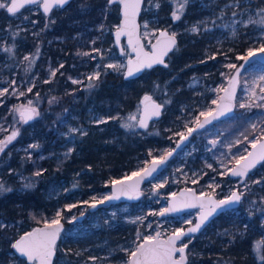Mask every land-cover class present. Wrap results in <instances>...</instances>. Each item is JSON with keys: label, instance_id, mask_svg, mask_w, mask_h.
Here are the masks:
<instances>
[{"label": "rangeland", "instance_id": "374dc122", "mask_svg": "<svg viewBox=\"0 0 264 264\" xmlns=\"http://www.w3.org/2000/svg\"><path fill=\"white\" fill-rule=\"evenodd\" d=\"M5 2H10V0H5ZM158 2L160 7L156 8L154 4H150L148 0H145L142 15V34L145 31L157 34L159 29L163 27H167L181 35V38L186 41L190 35L196 34V38H193L192 42L197 44V50H204L206 53V56L201 58V61L204 63L207 60H213L217 50H222L221 56L223 57L216 69L219 67H225V69L215 73L208 65L209 71L192 72L187 77L185 88L192 91L193 99L181 103L173 100L170 95V90L174 87L173 81L179 78L178 75L168 80H156L153 82L152 89L149 92L164 102L167 116L162 120L151 123L146 129L138 126L140 109H142L140 102L125 112H117L106 116L95 112L92 107H87L86 119L89 123L98 124V120H118L122 126L125 123L135 125L129 128L123 127L125 132L145 138L152 137L147 152L137 161L138 166L123 177L132 176V173L139 172L151 160L164 156L174 147L176 141L181 137L180 134H186L197 123V118L200 120L202 117L200 115L201 112L206 113L216 106L212 104V100H218L222 92L218 90L226 86L228 78L234 71V69L228 68L227 65L229 63L238 65L236 59H229L230 56L226 50H235L237 44L246 43L245 52L238 53L239 57H243L247 55L250 49L253 51L259 50L260 46L264 44V31H261V25L248 24L245 26L242 23V21H248L249 19L253 21L260 20L261 15L264 14L262 13L264 0H187L179 20L172 18V12L177 7L176 0H158ZM179 2H183V0H179ZM36 6H39V4L34 5V7ZM84 6L86 7L84 0H79V2L72 4L71 7L66 9L57 8V14H53L54 17L52 19L53 21L56 19L59 21V27L63 25L62 29L65 34L52 35L55 29L52 28L49 22L52 29L46 36H49L50 33L52 35L47 40V42L51 43L52 50H39L38 54L37 50H34V52L28 51L21 54L18 58L15 57V51L11 50L10 52L7 51V55H3V59L2 56L0 58V89H9L8 93L0 97V104L5 106V112L0 115V140H4L11 135L12 131L18 130L16 138L0 152L1 182L6 181V178L2 177V173L14 172V169L9 166L12 159L8 156L12 154L13 148H15L16 152H24L23 155L30 157L32 153L27 152L28 148L37 150L42 145L40 140L30 141L27 145L16 146L15 144L20 139V136L23 134L32 136L34 129H41L46 123V119L43 117L46 112L45 105L41 96V89L45 81L49 83V86H45L46 90L48 87L52 91L69 87V92L71 93H77L83 89L86 93H89L88 77L94 72L98 71L101 75L104 70H113L115 72H124L125 70V59L129 51L128 47L125 46L124 54H120L114 40L110 39L109 33L112 34V31L119 23L109 24L106 21L109 3L102 9H85ZM198 12H204V14H201L197 19H192L191 15ZM233 12L236 13V16H233ZM99 17L102 19H99ZM15 19L18 21L15 23L13 34L29 28H38L37 21L26 19V14L17 15ZM64 20L66 21L65 24L63 23ZM145 23L148 25L147 29L144 28ZM194 26L197 27L198 31H191ZM233 29L235 34H233ZM38 32L40 33L41 30ZM33 33L36 32L33 31ZM16 37L20 38V34H16ZM154 38L155 36H144L148 46L150 45L149 41L152 42ZM56 41L59 43H56ZM182 46L183 44L179 45L178 49ZM93 49H98L99 52L93 51ZM214 50H216V53ZM83 53H89V55L85 56ZM0 54H3L2 50H0ZM25 56H28L29 60H24ZM92 57H95V59ZM214 61L217 62V59H214ZM23 63L25 64L22 66ZM61 64H63L62 68L60 67ZM108 64H120L125 67L116 70L107 68ZM53 70H57L55 76L51 75ZM261 75H264V63L258 60L244 70L241 74L236 108L241 104H245L247 106L243 107L244 109H251L261 103L264 109V101L259 99V96L264 95V93H260L259 87H255L256 97L250 99V89L254 87L253 81H257V84H260L258 77ZM74 80L79 82L73 83ZM96 80L93 81V84ZM13 81H15V84L12 83ZM29 88L32 89L31 92L28 91ZM13 89H15V92H13ZM21 92L24 95H19ZM207 95L208 99H206ZM46 97H48L47 103H50V101L53 103L56 100V96L53 93ZM8 99L13 101L8 103ZM77 100H81V97H77ZM29 101H32L31 105H29ZM21 105L36 109L38 115H35L34 121L25 123L20 119L19 112L14 110V106L19 107ZM67 112L68 110L66 109L64 114L61 115L60 122L51 125L57 128L56 130L60 136V138L58 137L60 141L54 147L58 158L61 155L68 156L67 154L72 152V142L68 141L66 137L68 138L70 132H72L71 129H79L75 121L70 120V118H63ZM130 115H135L136 120L129 121ZM113 117L114 119H112ZM257 117L258 121L251 124L252 126L255 125V134L253 133L250 138L242 143L240 142L242 147L239 149H236V147L232 149L234 144L240 141L239 137H235L231 142H223L221 147H219L221 144L219 139H222L220 133L223 131V127L217 122L216 125L214 124L212 127L194 134L192 140L169 163L167 169L143 186V196L138 202L114 203L90 212L83 221H75L72 217H77L79 214L88 211L90 206L96 202L93 201L92 197H96L97 200H103L104 197L109 195L111 188H106L102 191H95L90 188L88 193L85 194L76 184H69L65 181L58 192V199L68 200L59 203L49 215H46L45 219L53 218L56 211L60 210L62 212L61 219L65 223H73L72 226L65 225L61 235L62 239H66L71 235L77 236L89 232L95 234L94 238L97 239V246L100 245V248L99 254L87 257L85 251L89 247L68 243L69 247L63 249V254H57L55 264H125L128 253L122 251V249L134 250L135 244L141 242L137 239L138 233L141 239L144 236L155 235V232L159 230L164 236H167L175 229L184 228L188 225L184 221L191 220L193 223L199 212L198 209L176 216L160 217L159 215L151 214L158 213L162 208H165L170 194L177 192L181 187L193 186L200 192L213 193L217 197H226L236 188L244 194L251 192L254 185L258 184L256 181H259L258 177L251 175L254 171L243 183L239 179L231 178L229 173H223H226L227 168H232L235 165L234 157L246 155L250 150V141L252 139L264 137V133L261 131L264 129V124L261 123V117L259 115ZM77 118L80 120L79 117ZM50 128L48 126L47 130ZM213 141L216 143L213 144ZM30 145H36V147H30ZM69 149H71V152H69ZM245 149H247V152ZM53 155V152L49 155L40 152L38 159ZM193 180L197 182L193 183ZM158 185H163V187H157ZM68 205H75V207L69 209ZM138 217L142 218V220H138ZM223 218H231L228 226L234 229L238 225L236 219L240 218V211L234 209L227 212ZM0 223L4 225L0 229L7 228L12 231V233L7 231L0 233V239L8 241L10 246L13 242V232H18L19 236L23 233V229L27 231L28 226L26 225H29L26 223L25 227L20 226V221L7 223L2 217H0ZM149 224H151V227H149ZM104 225L112 228L120 226L122 240L117 248L104 247V244H101V234H97L96 231L100 226ZM31 228L33 227L30 226ZM220 232L223 235H228L230 231L225 227H221V222L218 221L206 230L204 236L208 237L213 233L217 235ZM189 239L193 241L195 236ZM189 239L187 240L188 244ZM57 249H59V245H57ZM120 252L125 254L120 255ZM91 257L96 259L92 260L90 259ZM256 257L258 258V256ZM0 264H29V262L16 254L14 249L11 251L7 246H0Z\"/></svg>", "mask_w": 264, "mask_h": 264}, {"label": "trees", "instance_id": "16d2710c", "mask_svg": "<svg viewBox=\"0 0 264 264\" xmlns=\"http://www.w3.org/2000/svg\"><path fill=\"white\" fill-rule=\"evenodd\" d=\"M0 2H5V0H0ZM77 2L79 0H73L66 8ZM84 2L86 3L85 9H102L105 5H108V0H84ZM108 7L106 21L109 24L119 23V5L113 3L109 4ZM56 11L57 9L46 15L40 10L39 6H27L16 14H10L6 8L0 9V50L3 53L0 54V58L2 56L3 59V55H7L6 49L14 50L17 58L28 51L52 50L51 43L47 42L48 37L65 34L62 29L63 25L59 27V21L57 19L53 21L52 19L55 13L57 14ZM21 14H26L28 20L37 21L38 28H29L13 34L15 23L18 21L15 17ZM196 14L198 13L191 16L197 17ZM99 15L101 17L100 13ZM100 17L99 19H102ZM49 22L55 30L52 35L50 33L49 36H46L52 29ZM63 23L65 24L66 21L64 20ZM39 30H41L40 33ZM33 31L36 33H33ZM16 34H20V38L16 37ZM109 36L112 40L111 33H109ZM56 43L59 42L56 41ZM181 44H183L181 48H176L172 52L167 67L158 66L133 79H126L123 72L104 70L99 79L95 81V85L89 89V93H86L84 89L77 93H71L69 87L54 91L48 87L46 90L45 86H49V83H44L41 96L45 105L46 112L43 117L46 119V123L41 129H34L32 136L21 134L22 136L15 144L16 146L27 145L30 141L40 140L42 141L41 150L28 148L27 152H31L32 156L27 157L23 155L24 152H16L13 148L12 154L8 155L12 159L9 166L14 169V172L2 173V177L6 178V181H0V183L11 190L0 192V217L5 219L7 223L20 221V226L28 223L34 227L36 224H42L46 215H49L59 203L68 200L58 199V192L65 181L69 184H76L87 194L90 188L95 191L111 188V181H115L135 169L138 166V159L147 152L152 137L145 138L125 132L118 120L110 119L98 124L89 123L86 119L87 107H92L95 112L103 116L125 112L140 102L142 93L151 91L153 82L168 80L175 75H178L179 78L173 81L174 87L170 90L173 100L178 101V103L191 101L193 99L192 91L185 88L187 77L192 72L209 71L208 65L215 73L225 69V67L216 69L223 57L221 56L222 50H217V53L214 50L216 54L213 60H207L203 63L201 58L206 56L204 50H197L190 44L189 39L186 41L181 38ZM245 46L246 43L237 44L235 50H226L230 56L229 59H236L239 64L242 59H238V53H244ZM214 59H217V62ZM57 75L59 74L57 73ZM52 93L56 96V100L53 103H47L48 97L46 96ZM77 97H81V100H77ZM208 98L207 95L206 99ZM12 101L8 99L7 102L11 103ZM258 105L260 106L251 109L238 106L233 116L217 123L223 127V131L220 133L222 139H219L221 143L219 147L223 142L233 141L235 137H239L242 143L250 138L253 133L255 134L256 130L253 129L251 124L258 121V115L261 117V123L264 124V109L261 103ZM4 108L5 106L0 104V115L5 112ZM66 109L68 112L63 118H70V120L75 121L79 129L76 132H70L69 139L66 137L68 141L72 142V152L67 154L68 156L61 155L58 158L54 147L60 141V136L56 130L57 128L51 125L61 121V115L64 114ZM166 116L165 113L163 118ZM48 126L51 127L49 130H47ZM241 143H235L232 149L235 147L239 149L242 147L240 146ZM40 152L46 155L53 152L54 155L39 160ZM37 172H40L41 175H35ZM251 175L258 177L259 183L254 185L251 192L245 194L242 203L237 208L240 211V218L236 219L238 225L234 229L228 226L231 218L224 219L226 213L217 216L211 223L220 221L221 227L228 229L229 234L223 235L220 232L217 235L213 233L205 237L206 230L212 225L210 223L195 236V240L188 244L187 264H264V261L256 257L254 251L255 245L260 241H264V162ZM25 184H31L32 187L26 188ZM66 224L72 226L73 223L67 222ZM29 225H26L28 226L27 230L30 229ZM25 230L23 229L22 232H25ZM6 231L12 233L10 229H0V233ZM121 231L120 226L112 228L104 225L100 226L96 232L101 234V244H104V247L117 248L122 240ZM94 236L95 234L89 232L77 236L71 235L66 239H62L61 236L57 244L59 245L57 254H63V249L69 247L68 243H72L81 247H89L85 251L87 257L97 255L99 254L100 245L97 246L98 241ZM17 237L18 232H13V241ZM0 246H7L9 250L13 251L10 243L3 239H0ZM261 248V252L264 254V245H261ZM124 254V252H120V255Z\"/></svg>", "mask_w": 264, "mask_h": 264}, {"label": "snow or ice", "instance_id": "6c2138e0", "mask_svg": "<svg viewBox=\"0 0 264 264\" xmlns=\"http://www.w3.org/2000/svg\"><path fill=\"white\" fill-rule=\"evenodd\" d=\"M37 0H10V2H0V9L7 10L10 14H16L19 9H21L26 4H34ZM68 2V0H43V10L45 13H48L54 6L62 7ZM114 0H108V3H113ZM144 0H118L123 6V20L116 28V42L119 44L120 37L123 35H127L128 37V46L131 48V51L135 53V59L129 58L128 63L126 65L127 71L125 72V76H132L135 73H138L144 69H151L154 65H164L167 67L165 63V57L168 53L175 47L176 45V33L169 34L167 31H160L158 35L155 32H144V36H155V43L151 44V52L145 51L144 45L141 43V36L138 33V29L140 25L137 24L136 17L141 11V5ZM150 4H154L156 8L160 7L158 0H148ZM177 7L172 12V18L174 20H179L180 15L184 11L185 4L187 0H183V2H179L176 0ZM264 13V10H262ZM233 16H236V13L233 12ZM245 26L248 24H259L261 25V31H264V14L261 15L260 20L253 21L249 19L248 21H242ZM147 23L144 24V28L147 29ZM191 31H198L197 27H193ZM233 34H235V30L233 29ZM6 51H11V49H6ZM37 50V54H38ZM93 51L99 52L98 49H93ZM123 52L124 50L121 49ZM259 53H264V44H262L259 48ZM83 55L87 56L89 53H83ZM257 55V52L253 50H249L246 56L238 57V59H243L244 61H249L250 58H253ZM95 59V57H92ZM24 60H29L28 56L24 57ZM63 67V64L60 65ZM107 68H112L119 70L124 65L120 64H108ZM230 69H235L236 75L228 78V87H224L219 89L218 91H223L224 95L218 97V100H212L213 105H218L219 102H227L224 106L223 111H215L210 110L207 113L201 112L200 115L205 117L203 123L199 122V118H197V128H203L204 124L210 123V119H215L218 116L222 115L224 111L230 110L231 102L234 99L236 86L239 84V73L240 69L244 67L243 64L240 67H237L235 64L229 63L227 65ZM57 70H53L51 72L52 76L56 75ZM100 73L94 72L92 75L88 77L89 85L91 88L94 86L93 81L95 79H99ZM260 84H257V81H253V88L250 89V99H254L256 97L255 87H259L260 93H264V75L258 77ZM48 81H45L47 83ZM79 81H73V83H78ZM15 84V81L12 82ZM8 88L0 89V97L4 96L8 93ZM29 92L32 91L31 88L28 89ZM15 92V89H13ZM19 95H24L23 92L19 93ZM55 99V98H53ZM259 99L264 101V95H260ZM31 105L32 101L28 102ZM51 103V101H50ZM142 109L141 115L138 121V126L142 128L148 127V121L153 117H159L161 115V109L163 107L162 104L156 103L150 95H145L141 101ZM247 105L241 104L240 107H246ZM260 106V105H257ZM14 110L19 112L20 119L25 123L31 120L35 115H38V112L35 108L26 107V106H14ZM114 119V117L112 118ZM129 121L136 120L135 115L129 116ZM98 123H104V120H98ZM131 123H125L123 127L129 128L134 127ZM255 129V125L252 126ZM194 129H189V134ZM72 132L78 131L77 129H71ZM264 133V129L261 130ZM18 135V130L12 131L11 135L7 136L4 140H0V152L4 150L8 143L16 138ZM181 139H186L183 134H180ZM247 139V137H245ZM216 142L213 141V144ZM240 143V141H237ZM252 145L253 151L247 152V156L241 155L239 157H234L235 167L227 168L226 173H230L232 176H238L243 178L246 176L250 169L255 167L257 162L264 161V137H257L250 141ZM30 147H36V145H30ZM71 152V149H69ZM172 153L168 152L166 156L161 157L159 161L153 160L151 167H146L140 170V172L132 173L133 177H136L135 180L126 177L122 181H111L113 185H119L116 187L111 196H106L103 200H97L96 197H92L93 201L96 203H103L104 200H112L118 199L119 196H128L129 198L138 197L140 195L139 185L145 177L151 176L157 169V165L162 163L167 156H170ZM211 167V165H209ZM35 175H41L40 172L35 173ZM196 180H193V183H196ZM259 183V181H256ZM26 188L32 187L31 184H25ZM157 187H163V185H158ZM211 187V185H209ZM11 189L5 188L3 183H0V192L10 191ZM243 193L238 191H232L229 196H227L223 200H215L212 195L205 194L203 192L200 193L199 196L196 195L195 191L192 189H185L180 193V199H176L177 194L172 193L173 199L169 202L167 208H162L158 213H151L152 215H159L161 217L165 216L167 213L177 212L181 209L199 207V215L197 222L188 227L177 228L175 229L167 238H162L163 234L160 231H156L155 235L144 236L142 239L140 238L139 233L137 234V239L141 242L136 243L134 246V250L129 251L128 249H122V251L128 253V258L125 261V264H187V254L186 249L188 248V243H184V238L191 237V234L197 233L203 225L212 217L218 210H221L223 206L237 203L241 200ZM96 203H93L91 206L96 207ZM69 209L75 207V205H68ZM83 215V213H81ZM61 216L62 212L60 210L56 211L55 216L51 219L43 220V227L33 228L31 231L24 232L19 236L12 244V249L15 250L16 253H19L21 257L26 258L29 264H52V257L56 250L57 239L60 236L61 229L63 225L61 224ZM35 219V217H33ZM73 220L77 219L75 216L72 217ZM138 220H142V218H137ZM135 223V221H133ZM39 223V221H38ZM185 224H192L191 220L184 221ZM4 227L2 223H0V228ZM151 227V224H149ZM191 240L189 239V243ZM261 245H264V241H260L255 246L254 251L256 255L261 261H264V254H261ZM90 259L95 260V257H91Z\"/></svg>", "mask_w": 264, "mask_h": 264}, {"label": "water", "instance_id": "95a60500", "mask_svg": "<svg viewBox=\"0 0 264 264\" xmlns=\"http://www.w3.org/2000/svg\"><path fill=\"white\" fill-rule=\"evenodd\" d=\"M72 1H73V0H68V2H67L65 5H63L62 7H56V6H54V7H53L48 13H45L44 10H43V7H42V5H43V0H37V2L34 3V4H26V5H24L21 9H19L18 12H20L23 8H25V7H27V6H34V5H36V4H39L40 10H41L44 14L48 15V14H50L54 9H57V8H61V9L66 8V7H67ZM115 2L118 3V0H114L113 3H115ZM144 3H145V0H144V2H143L142 5H141V11H140L139 14L137 15V17H136V21H137V24L140 25V28L138 29V33H139V35L141 36V43L144 45V49H145V51L151 52V44H154L156 41H155V38H154V40H153V41L151 42V44L148 46V45L146 44V41H145L144 36H143V34H142V14H143V9H144ZM111 4H112V3H111ZM119 7H120V21H119V24H120V23L122 22V20H123V6L119 3ZM18 12H17V13H18ZM116 28H117V27H116ZM116 28L112 31V35H113V39H114V43H115V45L118 47V49H119V53H120V54H123V53H124V51H123V52L121 51V49L124 50V45H126V46L128 47L129 54H128V56H127L126 59H125V62H126V65H127V63H128V59H129V58L135 59V53H133V52L131 51V48L128 46V37H127V35H123V36H121V37H120V42H119V44H117V42H116ZM160 31H167L169 34L173 33V31H171L169 28H167V27H163V28L159 29V31L157 32L156 35H158ZM175 38H176V45H175V47H174V48L168 53V55L165 57V63L167 64V66L169 65V58H170L172 52H174V50H175L177 44L179 43V37H178L177 34H176V37H175ZM255 52H257V55H256L255 57L250 58V60L247 61V62L244 61V60L242 59L241 62L237 65V67H240L241 64L244 65V67L240 69V73H239V84H240V82H241V74L244 72V70H245L246 68H248L250 65H252L256 60L261 61V62L264 63V53H259L258 50H256ZM158 66H164V65H159V64H158V65H154L151 69L156 68V67H158ZM151 69H144V70H142V71H140V72H138V73H135V74L132 75V76H125V72L127 71V67H125V70H124L123 74H124V77H125L126 79H133V78H138V77H140L145 71H147V70H151ZM233 75H236L235 69H234L233 73L231 74V76H233ZM231 76H230V77H231ZM239 84L236 86L235 96H234V99H233L232 102H231L230 110H228V111H224L222 115L218 116V117L215 118V119H211V118H209V119H210V123H208V124H204V127H203V128H197V124H195V125L191 128V129H194V130H193L190 134H189V131H188L186 134H184V136L186 137V139H183V140H182L181 137H180V138L178 139V141L176 142V144L174 145V147H172V148L168 151V152H171L172 154H171L170 156H167V158L164 159L162 163H159V164L157 165V169H156V171H155L151 176L145 177V179L142 180V181L140 182V185H139L140 195H139L138 197L129 198L128 196H123V195H121V196H119L118 199L104 200L103 203H96V202H94V203H96V207H92V206H90L89 210L83 212V215L79 214V215L76 217L77 219H75V221H83V220L88 216V214H89L90 212H94V211H96V210H98V209H100V208L107 207V206L112 205V204H114V203H118V202H130V203H135V202H138V201L142 198V196H143V186H144L149 180H152L153 178H155V177H157L159 174H161V172L167 167L168 161L171 160L172 158H174L175 155H176L181 149H183V148H184V147L190 142V140H191V138H192V136H193L194 134H196L197 132H200V131L206 129L208 126H212V125L216 124L217 122H219V121H221V120H224V119H226V118H228V117H231V116H233V115L235 114V112H236V101H237V96H238V92H239ZM225 87H228V81H227ZM145 95H150V96L152 97V99H153L156 103H158V104H162V105H163V107H162V109H161V115H160L159 117H153L152 119H150V120L148 121V127H149V125H150L151 123H153L154 121H157V120L162 119V117H163V115H164V113H165V105H164V103H163L159 98L154 97V96L151 94V92H149V91H146V92L142 93V95L140 96V103H141V101H142V99H143V97H144ZM223 95H224V92L222 91L221 94H220V96H223ZM220 96H219V97H220ZM218 103H219V105H220L219 108H218V105H216L212 110H215V111H223V108H224V106L227 104V102H226V101H225V102H219V101H218ZM140 115H141V113H140ZM140 115H139V118H140ZM34 119H35V116H34L31 120L27 121V123L34 121ZM204 120H205V117L202 116L201 119L199 120V122H200V123H203ZM148 127H147V128H148ZM141 128H142V127H141ZM142 129H146V128H142ZM250 151H253V149H252V145H251L250 150H249L248 152H250ZM168 152H167V153H168ZM167 153H166V154H167ZM166 154H165L164 156H166ZM164 156H162V157H164ZM245 156H247V153H246ZM160 159H161V157H160V158L153 159V160H157V161H159ZM153 160H151V161H150V162H149L144 168H146V167H151ZM263 162H264V161L257 162L256 165H255V167H253L252 169H250L249 172H248V174H247L246 176H244L243 178L238 177V176H232L230 173H229V176H230L231 178H234V179H239L240 182L243 183V182L247 179V177L250 176V174L254 171V169L257 168L258 166H260ZM233 167H235V165H234ZM233 167H232V168H233ZM139 172H140V171H139ZM125 178H126V177H123V178L117 179V180H115V181H122V180H124ZM128 178H131L132 180H135V179H136V177H133V176H128ZM116 187H119V185H118V184H117V185H113V184L111 185V192L109 193L108 196H111V195H112V193H113V191H114V189H115ZM185 189H192V190H194L197 196H199L200 193H201V192H198V190L196 189V187H192V186H184V187H181L177 192H175V193L177 194L176 199H178V200L180 199V193H181L182 191H184ZM234 191L241 192L238 188H236ZM241 193H243V192H241ZM205 194H206V193H205ZM209 195H212L213 198H214L215 200H223V199H225V198L227 197V196H226V197L219 198V197H217V196H216L215 194H213V193H210ZM243 198H244V194L242 195L241 200H240L239 202L234 203V204H230V205L223 206V208H222L221 210H218L217 213H215L212 217L209 218V220L205 223V225H203V226L201 227V229H200L197 233L191 234V237H194V236L198 235L201 231H203V230H204V229H205V228H206V227H207V226H208V225H209V224H210V223H211V222H212L217 216H219L220 214H222V213H224V212H226V211H228V210H234V209H236V208L241 204ZM172 199H173V196H172V194H170L169 199H168V202H167V206H166L165 208L168 207L169 202H170ZM195 209H198V210H199V207L197 206V207H192V208L181 209V210H179V211H177V212L167 213V214H166L165 216H163V217L170 216V215H173V216H176V215H182V214H184V213H186V212H189V211H192V210H195ZM198 215H199V212H198V214H197V216H196V220H195L191 225H189V224L186 225V226L184 227V229H187L188 227H191L192 225H194V224L197 222ZM160 217H161V216H160ZM60 222H61V224L63 225V227H62V229H61L60 236H59V238L57 239L56 250H55V253H54L53 257H52V264H55V259H56V256H57V244H58V242H59V240H60V238H61V234H62V232L64 231V229H65V225H66V223H65L64 220L61 219ZM36 227H43V224H36L33 228H36ZM33 228H31L30 230H27V231H31ZM27 231H25V232H27ZM159 231H160V230H159ZM160 232H161V231H160ZM171 233H172V232H171ZM171 233H169L168 235H170ZM22 234H23V233H22ZM22 234H21V235H22ZM168 235H167V236H168ZM167 236H164V235H163L162 238H165V239H166ZM18 238H19V236H18L16 239H18ZM188 238H190V237H188ZM16 239H15V240H16ZM15 240H14V241H15ZM186 240H187V238H184V241H183V242H184V243H187ZM14 241H13V242H14ZM187 250H188V248L186 249V254H187V257H188V252H187ZM14 251H15V250H14ZM15 253H16V252H15ZM16 254H18V255L20 256L19 253H16ZM23 258H24V257H23ZM25 259H26V258H25ZM187 261H188V259H187Z\"/></svg>", "mask_w": 264, "mask_h": 264}, {"label": "flooded vegetation", "instance_id": "af4514ba", "mask_svg": "<svg viewBox=\"0 0 264 264\" xmlns=\"http://www.w3.org/2000/svg\"><path fill=\"white\" fill-rule=\"evenodd\" d=\"M115 3H117V2H115ZM198 3H201V2H198ZM112 4H113V3H112ZM117 4L119 5V3H117ZM119 11H120V7H119ZM204 12H205V11H204ZM204 12H198V14H196L197 17H195V16L193 15V16H191V18H192V19H197V18H199V17L201 16V14H204ZM206 12H207V11H206ZM193 14H195V13H193ZM142 15H143V14H142ZM174 33H176V32H174ZM176 34H177V33H176ZM177 35H178V37H179V43L177 44L176 48L178 49V46L180 45L181 35H179V34H177ZM112 37H113V35H112ZM193 38H196V34L190 35V37H189L188 39H189L190 44H191L193 47L196 48L197 44H195V43L192 42ZM113 40H114V39H113ZM125 46H126V45H124V47H125ZM176 48H175V49H176ZM174 51H175V50H174ZM124 52H125V48H124ZM123 54H124V53H123ZM127 56H128V55H127ZM163 103H164V102H163ZM164 105H165V104H164ZM212 109H213V108H212ZM212 109H211V110H212ZM165 110H166V106H165ZM208 112H209V111H208ZM206 113H207V112H206ZM162 119H163V117H162ZM162 119H160V120H162ZM200 119H201V118H200ZM157 121H159V120H157ZM154 122H155V121H154ZM196 124H197V123H196ZM212 126H213V125H212ZM209 127H210V126H208L206 129H208ZM206 129H204V130H206ZM204 130H202V131H204ZM193 137H194V135L192 136V138H193ZM179 138H180V137H179ZM192 138H191V140H192ZM191 140H190V141H191ZM177 141H178V140H177ZM177 141H176V142H177ZM175 144H176V143H175ZM187 145H188V144H187ZM187 145H186V146H187ZM186 146H185V147H186ZM185 147H184V148H185ZM184 148H183V149H184ZM183 149H181V150H183ZM181 150H180V151H181ZM180 151H179V152H180ZM179 152H178V153H179ZM178 153H177V154H178ZM177 154L175 155V157L177 156ZM175 157H174V158H175ZM174 158H172L171 160L168 161L167 167H168L169 163H170ZM167 167H166L161 173H163V172L167 169ZM255 169H256V168H255ZM255 169H254V170H255ZM192 187H193V186H192ZM196 189H197V188H196ZM198 192H200V191H198ZM243 194H244V193H243ZM228 196H229V195H228ZM244 196H245V194H244ZM219 198H222V197H219ZM243 199H244V198H243ZM242 201H243V200H242ZM241 203H242V202H241ZM239 206H240V205H239ZM239 206H238V207H239ZM238 207H237V208H238ZM237 208H236V209H237ZM229 211H232V210H228V211H226V212H224V213H227V212H229ZM222 214H223V213H222ZM220 215H221V214H220ZM171 216H173V215H171ZM187 240H188V238H187ZM187 240H186V242H187ZM187 252H188V250H187Z\"/></svg>", "mask_w": 264, "mask_h": 264}]
</instances>
